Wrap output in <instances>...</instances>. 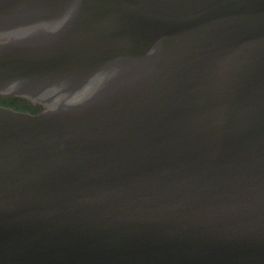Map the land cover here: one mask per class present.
Returning <instances> with one entry per match:
<instances>
[{"label": "water", "instance_id": "95a60500", "mask_svg": "<svg viewBox=\"0 0 264 264\" xmlns=\"http://www.w3.org/2000/svg\"><path fill=\"white\" fill-rule=\"evenodd\" d=\"M0 264H264V0H0Z\"/></svg>", "mask_w": 264, "mask_h": 264}, {"label": "snow or ice", "instance_id": "6c2138e0", "mask_svg": "<svg viewBox=\"0 0 264 264\" xmlns=\"http://www.w3.org/2000/svg\"><path fill=\"white\" fill-rule=\"evenodd\" d=\"M72 0H66V7H71Z\"/></svg>", "mask_w": 264, "mask_h": 264}]
</instances>
